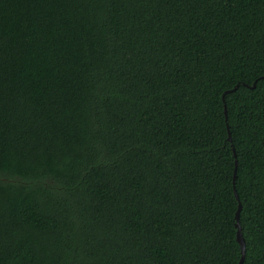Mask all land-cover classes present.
I'll return each mask as SVG.
<instances>
[{
    "label": "trees",
    "instance_id": "obj_1",
    "mask_svg": "<svg viewBox=\"0 0 264 264\" xmlns=\"http://www.w3.org/2000/svg\"><path fill=\"white\" fill-rule=\"evenodd\" d=\"M240 203L264 264V0H0V264H239Z\"/></svg>",
    "mask_w": 264,
    "mask_h": 264
},
{
    "label": "water",
    "instance_id": "obj_2",
    "mask_svg": "<svg viewBox=\"0 0 264 264\" xmlns=\"http://www.w3.org/2000/svg\"><path fill=\"white\" fill-rule=\"evenodd\" d=\"M256 87V83L253 85V88ZM226 113V112H225ZM226 117H227V113H226ZM231 140V138H230ZM241 209H242V205L241 203L239 204V210L236 214V220H237V224H236V228H237V241L240 245L241 248V260L239 264H243L245 261V257H246V251H247V245H246V241L243 237V232H242V226L240 223V213H241Z\"/></svg>",
    "mask_w": 264,
    "mask_h": 264
}]
</instances>
